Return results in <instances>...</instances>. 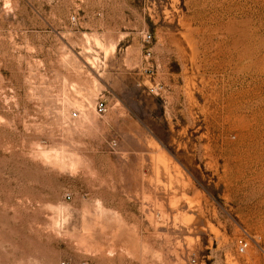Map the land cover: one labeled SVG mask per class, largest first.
<instances>
[{"label":"rangeland","instance_id":"1","mask_svg":"<svg viewBox=\"0 0 264 264\" xmlns=\"http://www.w3.org/2000/svg\"><path fill=\"white\" fill-rule=\"evenodd\" d=\"M192 259L264 264V0H0V264Z\"/></svg>","mask_w":264,"mask_h":264},{"label":"built area","instance_id":"2","mask_svg":"<svg viewBox=\"0 0 264 264\" xmlns=\"http://www.w3.org/2000/svg\"><path fill=\"white\" fill-rule=\"evenodd\" d=\"M71 19H72V21H74V17H72ZM150 39H151L150 34L145 33L144 34L145 42H149ZM145 55L147 57H150V55H151L150 51L146 50ZM158 89L160 90L161 88L159 87ZM106 111H107V107H106L105 102L103 100H98L95 103V112L98 115H103ZM67 198H69L68 195H67ZM245 246H246V243L240 244L239 247H238L239 252H243L244 249H245ZM192 263L195 264V260L194 259H192ZM60 264H67V263L66 262H61ZM82 264H85V263H82Z\"/></svg>","mask_w":264,"mask_h":264},{"label":"crops","instance_id":"3","mask_svg":"<svg viewBox=\"0 0 264 264\" xmlns=\"http://www.w3.org/2000/svg\"><path fill=\"white\" fill-rule=\"evenodd\" d=\"M127 1V0H126Z\"/></svg>","mask_w":264,"mask_h":264}]
</instances>
